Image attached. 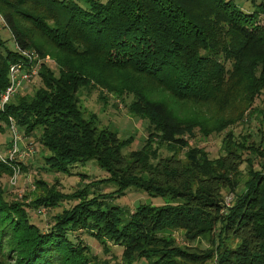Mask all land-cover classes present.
Masks as SVG:
<instances>
[{"label": "trees", "instance_id": "1", "mask_svg": "<svg viewBox=\"0 0 264 264\" xmlns=\"http://www.w3.org/2000/svg\"><path fill=\"white\" fill-rule=\"evenodd\" d=\"M260 13L264 0L253 11L233 0H0L15 43L48 54L56 66L42 63L41 85L3 104L0 130L8 115L26 130L39 128L50 170L70 172L74 162L94 158L108 173L86 182L81 172L83 184L69 192L39 177L25 201L7 198L2 179L11 168L0 161V264H114L93 252L82 231L105 253L120 245L116 264H264V164L255 168L248 154L264 157L261 141L227 130L216 157L188 142L245 119L264 91ZM22 58L0 35V91L8 66ZM83 88L96 89L103 104L115 96L145 119L143 144L125 151L135 134L96 124L93 112L85 117ZM102 180L116 188L97 192ZM129 187L166 200L133 210L107 200ZM223 188L234 193L230 204ZM63 200L75 202L45 230L31 220L29 209ZM177 229L210 246L178 244Z\"/></svg>", "mask_w": 264, "mask_h": 264}, {"label": "rangeland", "instance_id": "2", "mask_svg": "<svg viewBox=\"0 0 264 264\" xmlns=\"http://www.w3.org/2000/svg\"><path fill=\"white\" fill-rule=\"evenodd\" d=\"M236 5L241 7L246 11H253L258 8L261 0H233ZM260 23L264 22V13L259 14ZM0 35L3 39L4 45L11 50L19 52V45L15 43L12 32L6 25L3 17L0 14ZM20 53V52H19ZM23 56V55H22ZM51 58V57H50ZM52 59V58H51ZM47 65H50L53 69H56L54 60L42 61ZM11 64V63H10ZM9 72V66H8ZM39 75L34 76L29 81H25L20 85V88L15 92V94H31L39 85H41V78ZM9 83V77H8ZM7 86V85H6ZM6 88V87H5ZM4 88V89H5ZM3 89V90H4ZM2 91V90H1ZM0 91V92H1ZM13 94L10 98L14 97ZM8 99V101L10 100ZM130 97H125V101H128ZM80 103L84 111L85 117H90V112L95 113L93 118L95 123L98 125H107L110 128H115L118 130L120 136H127L132 133L135 134V138L132 143L126 147L124 150H130L139 148L143 142L146 135V121L139 116L131 114L123 101L115 96L108 95L105 104L102 100L98 98V91L96 89H81L79 93ZM253 110L249 113L245 112V119L237 121L234 124L227 126L220 132H213L206 138H203L196 133V136L188 137V142L191 145L202 146L205 148L210 157H216L221 153L222 139L226 134L227 130L233 132L234 138H240L243 134H250L251 139L256 142L261 141V147L264 146V91H262L253 101ZM12 118L14 125L18 128L19 133V153L12 159L13 164L18 165L20 172L15 182L10 183L9 178L5 176L2 179V183L7 191V198L29 200L34 186L35 180L37 178H42L47 184L57 181L56 186L59 190L64 192H69L77 188L81 182L80 173H86L84 181H90L93 179H102L108 176L106 170L101 168L94 158H89L84 162L76 161L70 167V172L64 171H53L46 167L43 154L50 152L48 149L42 146L39 141V128H34L33 130H26L25 126L17 122L14 116L8 115ZM9 123V120L7 119ZM2 123V129L0 130V149H5L7 143L10 141V133L4 122ZM162 153H169V150L162 147ZM185 149V148H184ZM249 149H245V154L248 153ZM252 155L253 166L260 169L261 165L264 164V157L260 155ZM246 164L247 161H242L239 165L240 173L237 188L242 187L243 180L246 176ZM12 171V170H11ZM116 188V184L113 181L102 180L99 184V189L95 188L97 192H109ZM27 195V196H24ZM234 193L227 188L222 189V197L226 204H230L233 200ZM232 196V197H231ZM107 200L112 203H117L119 205L125 206L129 210H133L134 207L141 202L160 204L163 203L165 197L160 195H150L146 191L135 187L127 188L121 195H112L107 197ZM75 201L63 200L62 205H56L51 208H42L41 212L38 210L29 209L31 214V220L37 223L42 230H45L52 223V215L55 212L61 210L62 206H69ZM41 208V207H40ZM81 236L90 244L93 252L97 253L102 257L110 259L114 264L120 260L122 247L118 244H113L111 246V251L108 253L103 252L102 245L95 238L89 236L86 232L82 231ZM176 242L181 245H188L192 249L199 250L200 248H206L210 246V241L206 237L195 238L194 240L186 239L181 230L177 229L173 231ZM216 239V236H214ZM142 262V260H141ZM215 259L207 260V263H214Z\"/></svg>", "mask_w": 264, "mask_h": 264}, {"label": "built area", "instance_id": "3", "mask_svg": "<svg viewBox=\"0 0 264 264\" xmlns=\"http://www.w3.org/2000/svg\"><path fill=\"white\" fill-rule=\"evenodd\" d=\"M19 52L23 55L22 60L12 62L9 65V83L6 88L0 92V108L3 104L20 88V85L29 81L34 76L38 75L39 68L42 61L52 60L48 54L41 55L34 47H19ZM9 142L5 149H0V161L9 165L11 168V175L9 182H15L20 168L13 164L12 159L19 153V133L18 128L14 125L12 118L8 117Z\"/></svg>", "mask_w": 264, "mask_h": 264}]
</instances>
